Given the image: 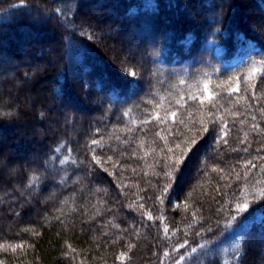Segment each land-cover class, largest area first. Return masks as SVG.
<instances>
[{
  "label": "trees",
  "instance_id": "obj_1",
  "mask_svg": "<svg viewBox=\"0 0 264 264\" xmlns=\"http://www.w3.org/2000/svg\"><path fill=\"white\" fill-rule=\"evenodd\" d=\"M0 264H264V0H0Z\"/></svg>",
  "mask_w": 264,
  "mask_h": 264
},
{
  "label": "snow or ice",
  "instance_id": "obj_2",
  "mask_svg": "<svg viewBox=\"0 0 264 264\" xmlns=\"http://www.w3.org/2000/svg\"><path fill=\"white\" fill-rule=\"evenodd\" d=\"M174 115V114H173ZM94 159H95V157H94ZM149 218H151V217H149ZM165 231H167V229H165ZM121 259L123 258V257H120Z\"/></svg>",
  "mask_w": 264,
  "mask_h": 264
}]
</instances>
